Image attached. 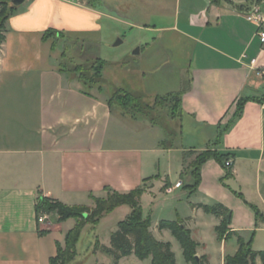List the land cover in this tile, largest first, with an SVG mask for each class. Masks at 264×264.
I'll list each match as a JSON object with an SVG mask.
<instances>
[{
    "label": "crops",
    "instance_id": "1",
    "mask_svg": "<svg viewBox=\"0 0 264 264\" xmlns=\"http://www.w3.org/2000/svg\"><path fill=\"white\" fill-rule=\"evenodd\" d=\"M125 2L100 0L91 6L76 0H25L5 24L0 49V264H50L57 243L65 246L76 221L58 223L56 214L45 215L40 227L49 233L40 236L35 209L39 192L67 206L92 207L91 195L103 198L107 188L128 193L155 176L159 178L141 199V206L145 198L151 202L143 216L151 219L153 236L171 245L176 264H183V249L169 230L159 229L161 221L182 219L199 244L197 256H206L209 264H225L238 251L236 236L218 240L221 219L194 205L222 204L233 213L231 232L246 240L256 232L253 249L264 251L256 249L264 223L257 224L254 211L256 207L264 214V78L255 70L264 67V43L246 18L256 1ZM259 6L264 14V2ZM130 12L141 31L168 33L190 47L175 53L187 59L176 88L130 92L149 102L181 94L180 115L159 125L111 106L118 87L113 92L103 83L102 90L86 94L78 79L60 71L54 38L43 40L48 30L94 36L109 20L131 25ZM163 51L157 57H168ZM138 72L146 77L142 68ZM240 99L248 101L241 117L233 120ZM168 133L174 138L166 149L162 144ZM209 149L231 155L232 177L223 182L225 169L209 160L201 168L198 190L190 194L191 164ZM171 194L175 196L162 199ZM120 208L125 219L131 209ZM165 211L171 218L155 216ZM97 228L88 225L82 235L95 232V243L111 247L118 224L104 236ZM90 256L96 264H114L101 251ZM82 262L77 255L74 263ZM118 264H152V259L131 255ZM256 264H262L260 259Z\"/></svg>",
    "mask_w": 264,
    "mask_h": 264
},
{
    "label": "trees",
    "instance_id": "2",
    "mask_svg": "<svg viewBox=\"0 0 264 264\" xmlns=\"http://www.w3.org/2000/svg\"><path fill=\"white\" fill-rule=\"evenodd\" d=\"M214 3H220L226 0H211ZM259 5L264 0H255ZM13 0H0V49L5 41L4 30L5 24L10 16L15 12L17 6L13 5ZM100 0H88V4L96 6ZM9 9V10H8ZM64 35V33L48 30L45 32L43 40L54 38V35ZM53 49H56L55 42ZM106 62L97 58L89 68L83 65H75L73 68L68 67L66 61L60 63V71L68 74L72 78L78 79L86 94H90L91 90L98 88L102 90L103 85V71ZM89 73V75H87ZM73 74H80L75 77ZM248 99H240L237 103L236 113L233 120L241 117L245 103ZM181 94H170L166 97H158L151 105L144 98L134 95L124 90H117L111 96L110 105L122 110L124 114L132 117L141 116L148 119L152 124L159 125L162 122L163 110L167 109L168 117L175 118L180 115L181 111ZM174 133H168V139L163 142V147L168 149L173 144ZM192 154V153H191ZM231 159V155L222 153L216 150H206L200 153L195 161L191 164L192 168V184L187 187L190 194L195 193L201 182V168L209 160H214L219 163L226 171L223 182L232 177V165L227 166L226 162ZM159 176L148 178L144 180L143 186L136 188L128 193H119L109 188L105 189L107 198H97L91 195V199L95 202V207L87 206H67L57 200L45 197L42 192L38 193L36 200V216L38 222V233L44 236L49 231L41 230V218L45 215L56 214L58 216V223H64L70 219L76 221V225L70 230L65 237V246L57 243V253L50 259V264H73L77 258V245L81 239L83 230L86 226L96 228L103 217L112 213L121 206H128L131 209L130 214L121 222L118 223L117 231L111 234V247H106L100 244L97 240L95 245V252L110 256L114 264L125 257L131 255L136 256L139 260L144 261L149 258L152 259V264H176L175 254L172 251L169 243H164L157 240L152 232V222L150 218L145 219L141 206V199L147 193L149 187L146 183L158 179ZM203 209L206 213L212 214L221 219L220 226L217 227L216 232L218 240L223 241L232 236L237 237L238 251L234 256H227L225 264H256L257 259H260L264 264V251H255L253 249L256 232L251 234L249 240L235 232H231L230 225L233 217L231 210L222 204L215 205H194ZM255 217L258 222L264 223V214L256 207H254ZM160 230H169L173 236L180 243L185 260L189 264H209L206 256L197 259V249L199 244L192 238L191 231L186 228L184 221L178 219L176 221H161L159 224Z\"/></svg>",
    "mask_w": 264,
    "mask_h": 264
},
{
    "label": "rangeland",
    "instance_id": "3",
    "mask_svg": "<svg viewBox=\"0 0 264 264\" xmlns=\"http://www.w3.org/2000/svg\"><path fill=\"white\" fill-rule=\"evenodd\" d=\"M124 1L126 2L123 3V5L134 4V0H123V2ZM81 2H88V0H81ZM143 6L145 7L146 5ZM120 13L124 12L120 11ZM128 15L131 17V19H129L131 25L123 24L116 20H109L107 26L104 27L103 32L99 35H54L56 49L61 54V62L66 61L68 67L71 68L75 65H83V67L87 69L91 65L93 66L97 58H100L106 62L102 82L113 92L115 91V87H118L119 90L137 93H145L146 91L152 90V92L158 91L161 93L176 88V86L179 85V73L187 67V59L185 55L181 54H179L180 56L178 58L175 53L177 51L180 52V50H190V47L178 42V38H172L171 34L168 33L141 31L135 26L137 20L132 16L133 13L131 15L130 12L127 16ZM149 19L146 18V22H148ZM162 34L164 37L160 39ZM118 39H121L122 43L115 46ZM166 40H170L172 43ZM147 43H149L150 46H147ZM138 48L140 49V54L134 55V51ZM161 50H167V52H163L167 53L168 57H157V53ZM161 61L163 63H159ZM141 68L146 72V77L139 74L138 70H141ZM87 75H89V73H87ZM73 76L79 78L81 75L73 74ZM147 102L151 105L154 103ZM115 109L121 110L117 107H115ZM162 117L161 120L162 123H164L165 119L168 117L167 109L163 110ZM172 179L174 181L177 179L175 172L172 175ZM153 180L146 183L149 189L151 188L150 183ZM182 191L183 189L180 190L179 193ZM173 196H175V194L164 195L162 199H170ZM103 198H107V193ZM92 202L91 208H94L96 204L93 200ZM150 203L149 198H145L143 201L142 210L145 217L148 216L151 210ZM124 214L125 210L118 208L105 216L96 230L98 234L104 236L110 231L116 230L118 222L124 219ZM155 216H159L157 218H171V215L166 211L163 215L156 214ZM44 220L45 218L43 216L41 218V223H44L42 222ZM95 235V232L86 231L81 237L79 245L77 246V251L78 258L83 259L82 264H96V261L90 256L91 253H95ZM256 249L264 250V233L258 236ZM183 264H187L184 257Z\"/></svg>",
    "mask_w": 264,
    "mask_h": 264
},
{
    "label": "built area",
    "instance_id": "4",
    "mask_svg": "<svg viewBox=\"0 0 264 264\" xmlns=\"http://www.w3.org/2000/svg\"><path fill=\"white\" fill-rule=\"evenodd\" d=\"M76 2L80 3L81 0H76ZM246 18H247V20L255 23V25L257 27V36L260 38L261 42L264 43V14L262 13L260 6L257 3L252 5V7L249 9V11L246 14ZM254 66H256V60L251 61V67L254 68ZM255 70H256L257 75L259 77L264 78V67L257 68V69L255 68ZM226 165L230 166V165H232V162L227 161ZM181 186H182V183H178L176 185L177 188H179Z\"/></svg>",
    "mask_w": 264,
    "mask_h": 264
},
{
    "label": "water",
    "instance_id": "5",
    "mask_svg": "<svg viewBox=\"0 0 264 264\" xmlns=\"http://www.w3.org/2000/svg\"><path fill=\"white\" fill-rule=\"evenodd\" d=\"M25 2V0H13V5L14 6H19V5H21V4H23ZM122 43V40L121 39H118L117 41H116V43H115V46H118V45H120ZM134 55H138V54H140V49L138 48L136 51H134V53H133ZM197 259H199V257L197 256Z\"/></svg>",
    "mask_w": 264,
    "mask_h": 264
}]
</instances>
